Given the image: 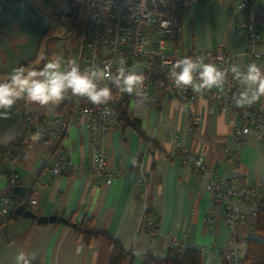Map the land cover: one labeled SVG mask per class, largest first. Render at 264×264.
Masks as SVG:
<instances>
[{
    "label": "crops",
    "instance_id": "obj_1",
    "mask_svg": "<svg viewBox=\"0 0 264 264\" xmlns=\"http://www.w3.org/2000/svg\"><path fill=\"white\" fill-rule=\"evenodd\" d=\"M256 3L264 8V0ZM233 7L228 0H196L178 9L181 41L198 49L222 43L235 55V66L241 70L250 63L264 68V58L256 62L248 58V41L234 35L230 22ZM255 19L264 22L262 15ZM254 48L262 51V40L256 41ZM73 58L64 57L62 63L67 66ZM8 78L3 76L0 81ZM60 104L43 107L57 112L62 107L57 110L55 106ZM146 104L141 116H133L144 138L131 126H118L106 140V167L112 173L109 184L104 177L94 176L89 131L86 127L80 130L76 124L70 125L62 139L72 162L69 170L51 173L52 159L45 143L0 154V172L10 165L8 159L13 160L17 185L27 188V198L35 201L32 209L37 215L66 216L74 223H38L15 213L16 204L13 216L0 225V264H15L21 251L35 254V258L30 257L31 264H109L111 239L118 241L126 254L122 264H142L145 253L160 258L171 255L166 243L170 237L180 243L182 251L199 249L200 264H233L224 262L222 256L230 236L240 242L243 252L247 238L264 241V235L253 230L254 220L250 217L231 231L221 217L204 221L206 215L217 209L222 212L223 208L216 206L204 189L208 173L195 171L179 152L180 147H186L191 154L201 156L206 168L220 179L236 174L240 184L264 188V144L252 131L236 141L226 116L206 112L208 102L204 98L193 103L165 100L161 105L148 99ZM254 105L264 110V96ZM200 111L204 113L203 122L191 130L194 116ZM173 137L178 147L171 142ZM237 142L239 149L235 152ZM137 151H141L147 173L145 186L137 181L139 168L132 169ZM234 156L237 163L232 161ZM6 185V177L0 174V196ZM241 207L247 214L252 208L248 203ZM144 210L157 220L154 234H148L142 224ZM79 226L98 233H78L75 228ZM240 264L250 263L242 259Z\"/></svg>",
    "mask_w": 264,
    "mask_h": 264
},
{
    "label": "built area",
    "instance_id": "obj_2",
    "mask_svg": "<svg viewBox=\"0 0 264 264\" xmlns=\"http://www.w3.org/2000/svg\"><path fill=\"white\" fill-rule=\"evenodd\" d=\"M79 1L84 7V19L75 59L81 70L92 65L103 67L111 63L115 71L118 60L124 58L126 67L144 76L142 92L146 95L121 93L108 82L112 87V99L106 105H93L87 99L71 94L64 99V103L61 101L60 107L55 106L57 110L62 107L61 111L57 112L34 102L19 101L20 124L24 132L15 140L18 150L45 143L46 153L52 159L51 173L69 170L72 162L63 148L62 139L67 135L71 124H76L80 130L86 127L90 135L93 174L95 177H104L105 183L109 184L112 173L106 167V140L119 126L117 107L125 101L131 116H141L148 99L156 100L161 105L165 100L193 103L199 98H204L208 102L206 112L217 111L226 116L236 141L239 142L243 134L252 131L264 144V110L254 103L243 108L235 106L234 97L242 90V85L231 73L222 89L212 88L202 94L194 93L191 88H176L168 76L169 66L185 56L194 58L203 55L206 62L220 67L230 68L235 65V55L226 50L222 43L198 49L181 41L182 27L177 11L187 8L196 0ZM228 1L234 3L230 10L231 29L236 37L245 38L249 43L245 55L254 62L260 57L264 58V48L262 51L254 48V43L258 40H262L264 46V22L255 19L257 15L264 16V8L259 7L256 0ZM161 20H167L168 27L162 28ZM203 116V111L194 116V127L202 124ZM171 142L178 147L179 142L175 137ZM238 142L235 152L239 149ZM179 152L181 159L189 162L195 171L208 173L204 189L210 200L223 208L222 212L217 209L206 215L204 221L221 217L231 231L237 223L247 217L255 220L257 210L264 205V188L240 184L236 174L230 179H220L206 168L201 156L191 154L186 147H180ZM232 161L237 163V157L234 156ZM12 162L13 160L8 159L10 165L0 172L7 179L6 189L0 196V225L9 219L16 204L24 202L27 207L32 208L35 202L29 198L18 199L12 191V187L17 184ZM143 167L141 151H137L133 156L132 169L139 168L141 176L137 181L145 186L147 173ZM242 203L252 206L249 214L242 209ZM142 224L148 234H154L157 230L156 218L150 217L146 210L142 213ZM166 243L170 250L181 253V245L174 237L168 238ZM243 253L240 242L230 236L222 251L223 258L233 264H240Z\"/></svg>",
    "mask_w": 264,
    "mask_h": 264
},
{
    "label": "clouds",
    "instance_id": "obj_3",
    "mask_svg": "<svg viewBox=\"0 0 264 264\" xmlns=\"http://www.w3.org/2000/svg\"><path fill=\"white\" fill-rule=\"evenodd\" d=\"M168 24L167 20L160 22L162 28L168 27ZM62 60L57 56L42 69L27 72L23 67L14 68L7 80L0 81V115L6 117L19 101L41 106L56 105L68 94L85 98L93 105H106L112 99V87L108 82L121 93L146 95L142 92L144 76L126 67L124 58L118 60L115 71L111 63L81 70L76 59L68 61L67 66ZM230 73L242 85V90L234 97L236 107L250 106L264 96V68L256 63H250L241 70L235 65L229 68L206 62L203 55L194 58L185 56L177 59L168 69V76L176 88H191L197 94L212 88L222 89ZM30 257L36 256L21 251L15 264H31Z\"/></svg>",
    "mask_w": 264,
    "mask_h": 264
},
{
    "label": "water",
    "instance_id": "obj_4",
    "mask_svg": "<svg viewBox=\"0 0 264 264\" xmlns=\"http://www.w3.org/2000/svg\"><path fill=\"white\" fill-rule=\"evenodd\" d=\"M14 24L17 28L15 31ZM47 30L46 19L31 0H0V79L10 75L14 68H25L35 58L38 44ZM16 37H21L23 41H17L14 47H11L7 38ZM23 132L17 103L6 117L0 115V147H7L21 137ZM12 191L20 199H27L25 186L16 184ZM15 213L35 219L38 223L57 221L69 226L74 225L66 216L37 215L24 202L16 205Z\"/></svg>",
    "mask_w": 264,
    "mask_h": 264
},
{
    "label": "trees",
    "instance_id": "obj_5",
    "mask_svg": "<svg viewBox=\"0 0 264 264\" xmlns=\"http://www.w3.org/2000/svg\"><path fill=\"white\" fill-rule=\"evenodd\" d=\"M76 3V0H74L75 8ZM77 22L78 27L76 32H78L79 30L80 21L78 20ZM127 112V102L123 101L117 107L118 125L120 126V128L131 126L136 130V132H138V135L141 138H144V135L136 125L138 120ZM191 127H194L193 123ZM6 150H11L14 153L17 152L18 149L15 146V141L5 148L0 147V154H3V152ZM12 216L13 214L10 213L9 218ZM75 229L76 232H83L85 233V235L98 233L83 226L76 227ZM253 230L258 234L264 235V205L257 210L256 217L253 223ZM111 242L113 244V250L109 264H122L124 262L126 254L118 241L111 239ZM171 252V255H168L164 258L154 256L150 253H145L143 255L142 264H200V250L197 248L185 249L181 253H177L172 250ZM242 259L249 262L250 264H264V241L253 237L247 238ZM223 261L226 262L225 259Z\"/></svg>",
    "mask_w": 264,
    "mask_h": 264
},
{
    "label": "flooded vegetation",
    "instance_id": "obj_6",
    "mask_svg": "<svg viewBox=\"0 0 264 264\" xmlns=\"http://www.w3.org/2000/svg\"><path fill=\"white\" fill-rule=\"evenodd\" d=\"M76 2H78V0H76ZM33 4L46 19L48 30L38 44L35 58L24 68L25 71L42 67L47 61L52 60V57L56 54L59 40H72L76 36L78 27L74 0H60L59 4L50 2L47 7L49 9L47 13L39 8L34 2ZM13 28V31L17 29L15 24L13 25ZM7 39L11 47H14V44L17 41H23L21 37ZM35 59L38 60V63L32 66L31 64Z\"/></svg>",
    "mask_w": 264,
    "mask_h": 264
},
{
    "label": "rangeland",
    "instance_id": "obj_7",
    "mask_svg": "<svg viewBox=\"0 0 264 264\" xmlns=\"http://www.w3.org/2000/svg\"><path fill=\"white\" fill-rule=\"evenodd\" d=\"M32 1L36 2L39 5V7L46 13L49 10L47 7L50 4V2L56 3V4L60 3V0H32ZM75 12H76L77 19L80 20L79 30L78 32H76V36L72 40H59V44L56 48V54H55L56 57L60 55L64 59V57L70 58L72 56H75L76 54V51L79 45L78 42L80 41V37L82 34V24H83L82 21L84 19V7L80 1L76 3ZM55 56L52 57V60L55 59ZM37 63H38V60L35 59L31 65L33 66V65H36ZM43 67L44 66L36 68V69H42Z\"/></svg>",
    "mask_w": 264,
    "mask_h": 264
}]
</instances>
